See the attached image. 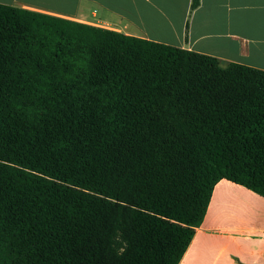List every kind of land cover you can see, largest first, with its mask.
Masks as SVG:
<instances>
[{
	"label": "trees",
	"instance_id": "1",
	"mask_svg": "<svg viewBox=\"0 0 264 264\" xmlns=\"http://www.w3.org/2000/svg\"><path fill=\"white\" fill-rule=\"evenodd\" d=\"M222 178L264 197V70L0 3V264H178Z\"/></svg>",
	"mask_w": 264,
	"mask_h": 264
},
{
	"label": "crops",
	"instance_id": "2",
	"mask_svg": "<svg viewBox=\"0 0 264 264\" xmlns=\"http://www.w3.org/2000/svg\"><path fill=\"white\" fill-rule=\"evenodd\" d=\"M264 70V0H0ZM264 264V197L218 180L178 264Z\"/></svg>",
	"mask_w": 264,
	"mask_h": 264
}]
</instances>
